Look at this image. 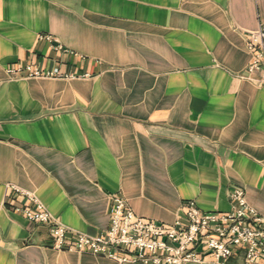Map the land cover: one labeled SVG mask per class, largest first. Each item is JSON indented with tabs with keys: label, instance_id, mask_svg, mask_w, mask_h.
I'll return each mask as SVG.
<instances>
[{
	"label": "crops",
	"instance_id": "1",
	"mask_svg": "<svg viewBox=\"0 0 264 264\" xmlns=\"http://www.w3.org/2000/svg\"><path fill=\"white\" fill-rule=\"evenodd\" d=\"M262 24L264 0H0V264H117L53 249L12 186L88 236L115 196L170 225L241 189L264 215V83L245 78ZM23 64L74 78L7 73Z\"/></svg>",
	"mask_w": 264,
	"mask_h": 264
},
{
	"label": "built area",
	"instance_id": "2",
	"mask_svg": "<svg viewBox=\"0 0 264 264\" xmlns=\"http://www.w3.org/2000/svg\"><path fill=\"white\" fill-rule=\"evenodd\" d=\"M39 39L50 43L52 50H61V46L52 44L51 36ZM246 49L251 59L245 78L263 84L264 24L248 34ZM7 73L25 78H74L59 69H42L33 64L11 66ZM10 189L30 204L13 211L31 223L47 226L55 250L103 256L117 264H201L207 257L216 264H225L238 253L243 255V264H264V215L248 204L241 189L230 192L227 212H202L194 201H189L183 206L181 217L170 225L135 215L122 198L115 196L109 226L95 236L70 232L35 194L14 186Z\"/></svg>",
	"mask_w": 264,
	"mask_h": 264
}]
</instances>
